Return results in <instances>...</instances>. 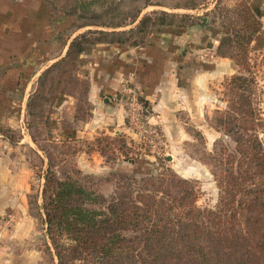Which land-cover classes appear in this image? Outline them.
<instances>
[{
	"label": "rangeland",
	"instance_id": "374dc122",
	"mask_svg": "<svg viewBox=\"0 0 264 264\" xmlns=\"http://www.w3.org/2000/svg\"><path fill=\"white\" fill-rule=\"evenodd\" d=\"M50 1L56 12L60 10L67 17L63 35L74 38L84 33L81 41L87 50L106 44L145 48L151 45L157 31L166 27H181L197 36L210 30L217 34L219 44L227 37L223 31L225 26L232 27L237 10V0ZM249 4L262 24L252 39L249 57L263 87L264 111V0H250ZM233 33L229 31L231 36ZM221 49L232 51L226 45ZM75 58L73 53L65 70L55 69L44 77L43 71L37 76L28 75L30 85L24 92H15L14 106L10 102L0 109L10 112L0 115V175L10 178L15 185L12 189L0 187L5 189L6 196L11 194L0 210V264H58L37 207L41 203L47 156L58 176L77 170L81 176H91L97 184L95 189L104 195H109L114 185L102 180L114 172L140 175L171 168L182 177L197 180L198 205L212 207L217 202L218 188L210 171L208 153L220 136L212 121L215 110L223 107L220 98L224 79L214 80L209 90L197 89L200 102L190 97L184 98L185 102L178 99L182 106L175 110V132H171L152 121L150 108L141 96V86L133 79L140 78L137 70V76L133 74L130 80L122 81V85L135 90L136 100L129 103L127 94L119 93L125 110L124 130L103 128L88 137L77 133L64 138L56 135L49 124L62 98L71 100L67 109L70 122L87 120L92 109L88 101L89 80L80 73V56L72 65ZM230 61L234 73L239 68ZM262 137L264 141V133Z\"/></svg>",
	"mask_w": 264,
	"mask_h": 264
},
{
	"label": "trees",
	"instance_id": "16d2710c",
	"mask_svg": "<svg viewBox=\"0 0 264 264\" xmlns=\"http://www.w3.org/2000/svg\"><path fill=\"white\" fill-rule=\"evenodd\" d=\"M249 3L235 2L234 25L225 26L216 49L239 68L224 77L223 107L212 121L220 133L208 153L216 204L198 205L197 180L171 168L114 172L102 180L114 185L104 195L77 170L58 176L47 156L37 207L58 264H264L263 87L249 57L262 24ZM84 36L72 38L41 77L65 70L73 53L75 65L88 49Z\"/></svg>",
	"mask_w": 264,
	"mask_h": 264
},
{
	"label": "crops",
	"instance_id": "0c3cea01",
	"mask_svg": "<svg viewBox=\"0 0 264 264\" xmlns=\"http://www.w3.org/2000/svg\"><path fill=\"white\" fill-rule=\"evenodd\" d=\"M57 11L50 0H0V109L10 102L14 106L18 91L24 92L30 85L28 75L37 76L64 56L73 36L63 35L68 21ZM217 44V34L210 30L197 36L187 29L166 27L157 31L145 48L106 44L86 50L80 54V73L89 80L91 116L71 123L67 111L71 100L62 98L49 124L64 138L77 133L88 137L103 128L124 130L125 110L119 95L122 81L130 80L139 70L140 78L133 75V79L141 86L152 121L175 132V110L182 106L178 99L185 102L184 98L190 97L200 102L197 89L209 90L214 80L232 73L230 59L216 55ZM9 113L0 110V115ZM13 185L10 178L0 175V187L12 189ZM5 193L0 188V210L11 195Z\"/></svg>",
	"mask_w": 264,
	"mask_h": 264
},
{
	"label": "built area",
	"instance_id": "2783aa9c",
	"mask_svg": "<svg viewBox=\"0 0 264 264\" xmlns=\"http://www.w3.org/2000/svg\"><path fill=\"white\" fill-rule=\"evenodd\" d=\"M122 91H123L125 94H127V95H126V98H127V100H129V103H133L134 100H136V95H135V93H134L135 90H134L132 87H129L128 85H125V86H123L121 92H122ZM130 92L132 93L131 95H129Z\"/></svg>",
	"mask_w": 264,
	"mask_h": 264
}]
</instances>
